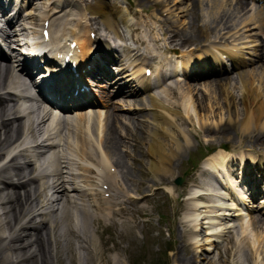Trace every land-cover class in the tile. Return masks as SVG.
Wrapping results in <instances>:
<instances>
[{"label":"bare ground","instance_id":"6f19581e","mask_svg":"<svg viewBox=\"0 0 264 264\" xmlns=\"http://www.w3.org/2000/svg\"><path fill=\"white\" fill-rule=\"evenodd\" d=\"M10 1L0 0L2 13L10 5ZM71 1L74 2L65 0L64 3L69 6ZM147 1L149 4L143 6L141 0H129L127 9L134 17H140L150 9L154 10L153 19L169 11L166 8L168 0ZM207 2L209 21L202 20L200 24L197 23L199 19L197 9H200L202 0L192 3L188 14L191 31L187 33L183 29L176 28L172 21L166 18L159 19L162 36L167 41L166 45L161 46L162 39L149 34L154 31V22L151 20V22L148 20L141 22L138 18L137 23L131 25L122 11L107 0H91L85 4L83 16L88 15L86 20L90 22L86 26H82L81 14L75 10L70 9L67 13L56 16L55 13L63 12L64 4H59L55 0L52 1L54 8H50L49 5L44 8L39 5L38 0H27V5H31V11L26 10V13L21 15L23 5H20L12 18H7V14H11L9 12L0 15L2 43L0 46V264H55L57 259L64 256L61 243L68 240L67 234L72 235L81 244L82 249L86 251L90 249L91 259L100 261L98 264L111 262V259L100 255L101 250L92 248L91 239L84 228H87L90 222L102 223L105 226L117 224L120 218L123 219V225L125 223L123 217L129 213L127 202L143 196L146 188L155 185H146L147 180L138 178L143 179L146 175L143 171L142 159L132 154L131 147H136L143 154L144 145L149 157L147 161L149 168L160 175V179L154 182L161 185L167 181V176H171L172 169L181 159L183 152L190 150L189 138L199 141L203 135L208 136L212 143L222 139H228L227 141L230 142L215 144L211 153L214 164H211V167L218 177L227 181L233 199L228 203L222 198L221 195L227 196L230 193L228 189L226 190L229 193L222 192L223 189L220 191L223 185L213 187L214 191L210 190L211 188L203 192L198 189L201 185V175L210 173L208 169H203L197 175L192 174L190 180L194 188L189 187L185 199L189 200L190 205L187 209L190 212L186 216L187 221L184 220L186 224L182 222V225L186 226L185 234H190L193 239L194 251L191 257L180 262L196 264V249L199 246L197 226L201 223L206 233L204 241L208 242L209 246L214 243L218 253L220 247L217 245L220 239L225 241L222 248L229 255L232 252L242 251L243 247H248L250 238L244 234V231H241L238 239L230 236L229 232L235 227L232 216L246 217V213L242 211L244 206L240 207L236 202H244L247 193L249 199L255 198L261 192L260 184L264 182V165L259 166L261 163H257L253 154H250L251 149L264 147V93L261 88L264 77L254 75V69L238 72L239 109L234 97L228 96L223 101L224 104L210 105V115L202 114L206 109V105L203 104L205 95L196 88L201 78L198 76L204 77L206 74L204 70L210 73L209 76H217L219 68L214 64H201L198 70L192 66L190 68L185 66L189 55L183 57V49L190 54L200 51L202 42L210 33H218L221 29L228 28L230 15L245 8L244 2L240 0L235 3L230 0H207ZM40 9L42 13L38 12ZM252 14L253 12L244 23H249L263 32L262 12ZM36 18L42 22L40 32L44 28L43 22L47 21L50 33L44 46L48 49L42 53L38 51V48H42L40 45L42 40L37 36V27L34 26L36 24L32 22ZM1 21H5L7 29H4ZM64 21L72 24L73 27L65 29V24L59 25ZM96 21L101 22L106 37L113 43L123 40L118 25L128 27L131 41L136 45L135 48H124L125 51L128 50V56L144 54L149 60L139 67L133 62L127 66L120 65L122 74L117 76L116 80L108 81L110 88L112 84L116 87L111 96L121 94L123 98L132 99V105L143 106L150 111V128L145 141L137 136L136 131L138 128V131L143 132V126L138 121L140 117H145V121L148 122L146 116L137 114L126 117L127 125L130 127L124 126L123 134H120L116 124L124 114L115 112L119 108L106 111L103 118L102 114H95L98 116L95 117L97 118V127H95L92 122L86 124L89 116L84 112L85 110L75 112L74 116H71L73 113H63L68 115L65 119L61 117L64 115H53L38 103V99L43 100L51 106L61 108L62 112L69 108L70 110L78 108L89 101L84 98H91L86 90L80 91L81 83H85V76L86 81L87 78L89 81L93 77L109 78L111 74L107 70V65L109 61H115V51L108 45L107 40L99 39V34L95 39L88 36L89 32L93 31L88 28H91ZM27 29L33 34L32 37ZM83 31L86 35L81 33ZM72 42L75 43L72 50L74 71L70 69L71 65L60 67L63 61L57 57L63 52L67 54ZM23 46L28 50H22ZM174 48L179 49V54L173 53ZM5 49L11 51L13 60L7 57ZM208 50L206 49L205 52ZM159 52L176 54L178 60H182L181 81H176L175 84L164 83L166 77L169 78L176 73V67L161 79H151L145 75V69L149 68L150 62L153 61L158 68L151 71L153 76L159 78L162 73L161 68L166 66L165 59ZM217 52L229 58L231 66L235 69L245 63V58L239 50L217 49ZM262 54L258 55L259 60H262ZM35 59L41 61L46 71L42 78L48 77V79L42 86L35 87L36 95L23 94L21 97L27 101V104L19 105L14 90L26 92L23 77L31 78L33 69L39 68L33 62ZM73 72L77 73V77L71 74ZM232 78L228 75L218 76L208 83V87L211 86L210 89L214 92L218 91V94L220 92L229 94L226 84ZM99 86L105 85L99 84ZM74 90H77L76 95L73 94ZM141 92L147 93L145 99L140 96ZM178 95L181 97V102L176 100ZM36 96L38 98H35ZM214 106L215 109L225 108L226 118L211 124L208 120ZM179 109L184 114H180L177 111ZM88 112L93 113L94 110L89 107ZM194 119L199 125L197 130L188 127ZM21 130L23 135L20 137ZM25 141H29L30 144L24 145ZM129 141H132V144ZM235 142L237 145L234 144ZM243 144L250 147L248 151L241 148ZM233 157L236 159L238 157L240 161L239 181L230 171L231 164L228 160ZM127 158H131L129 164ZM242 172H245V175ZM118 174L124 179L122 186L116 183ZM153 179L151 178V181ZM131 188L134 189L135 195L129 192ZM154 190L159 191V187H154ZM155 193L158 194L154 191L153 194ZM185 193L180 190V194ZM260 201L261 204L264 203V197ZM250 207H255V204ZM132 209L144 215L143 205H134ZM244 224L256 231L254 238L258 247L255 251L253 247H248L249 250L258 254L262 252L264 258V249L261 247L259 249L264 239V222L261 219L249 218ZM107 250L108 248H103V251ZM75 262L79 264L76 259Z\"/></svg>","mask_w":264,"mask_h":264},{"label":"rangeland","instance_id":"374dc122","mask_svg":"<svg viewBox=\"0 0 264 264\" xmlns=\"http://www.w3.org/2000/svg\"><path fill=\"white\" fill-rule=\"evenodd\" d=\"M52 1L54 0H38L39 5H42L44 8H46L48 5L50 8H54V4H52ZM65 0H55V2H58L59 4H64L63 6V12H60L58 14L55 13L56 16L61 15L62 13H67L68 11L75 10L77 12H80V22L82 26H86L90 22L86 20L88 18V15L83 16L85 4H87L91 0H73L71 1V4L69 6H66V3H64ZM109 2H115L119 8L121 9L123 15L126 16L128 21L133 24V22L136 21V18H134L132 15H129L128 11L125 9V0H107ZM157 0H151L150 2H154ZM167 2V9L169 11H165L162 13V15L157 16L156 19H153V11L150 9L148 11V14H142V19H147V16H151L152 20L158 24L154 28L155 35L161 34V29L158 20L159 19H168L173 22L176 28L183 29L185 33L191 31L189 27V11L192 6V3H194L196 0H168ZM175 5L172 4V2ZM232 3H235L236 0H230ZM245 2V8L243 11H240L235 14H231L228 21V28L221 29L218 33H210L209 36H207L205 41L202 43L203 46L206 48H209L212 53L209 54V57L211 59L214 58V54L216 53L215 49L212 46L215 47H224L227 49H231L232 51H235L236 48L241 49L240 51L244 53L245 58V65L240 68L239 70L231 69L230 62L226 60V58L221 57L218 59V65L223 66L227 69V72L229 75H232V80H230L226 86L228 88L229 94H226L225 92H220L218 94V91H213L211 86L208 87V83L212 81V79L217 78V76H210V77H204L199 80V84L196 86L200 90V93L205 95L203 98V104L206 105V109L202 114H208L210 115V105H214L215 103L224 104L223 101L228 96L234 97V100L236 101V105L238 106V109L240 107L239 104V90L237 88V71L243 70V71H250L253 70L254 75H259L261 77H264V64L262 65L261 62L254 61L256 58V54L260 52L262 47L264 46V34H261L262 32L257 30L255 27L251 26L249 23H244V20H246L247 17L251 16V12H253L252 15L256 14L258 12V7L262 8V14L264 16V0H243ZM143 6H147L149 2L147 0H141ZM207 0H202V4L200 5V9H197V12L199 13V19L197 20V23L200 24L203 22L202 20L209 21L207 18ZM30 7V6H29ZM28 8V7H27ZM42 9H40L38 12H41ZM260 10V9H259ZM36 14V13H35ZM40 14V13H39ZM61 22V21H60ZM34 23L37 24L36 33L40 35L39 26L41 24V20L39 18H36L34 20ZM65 24V29L67 27H73L70 23H59V25ZM215 23H212L214 25ZM248 24V26L244 27V25ZM220 26H218L219 28ZM91 29L93 32L90 34L91 37L93 35L95 38L99 34V39L103 41V39H107V37L104 36L105 31L103 29V26L101 25L100 21H96L95 24H92L91 28H88V30ZM118 30L120 32H124L126 37L125 39L129 38V29L123 27L121 24L118 26ZM218 29L216 28V31ZM69 30H66L68 32ZM85 33L86 32H81ZM93 34V35H92ZM108 40V39H107ZM129 43V41H127ZM246 43V44H242ZM111 47L114 48V44L112 45L110 43ZM124 44L122 46H116L114 49L117 52H124ZM177 50L176 48L174 49ZM264 50V49H263ZM126 54V52H124ZM199 53V52H196ZM138 58V61L141 62L143 60H146V58L142 56H135ZM169 57V55L167 56ZM194 57H191V60ZM198 58V57H195ZM217 60V59H216ZM154 64V63H152ZM115 64H111V67L114 68V70H117L114 66ZM229 70V71H228ZM261 74V75H260ZM231 77V76H230ZM94 82H88L89 83V95L92 98V101L95 103L93 104V110L95 113L102 114V118L105 115V112L108 110H111L113 108H119L118 110H115L116 113L124 114V116L120 117V122L116 124L118 131L120 134H123V128L128 124L126 117L131 115H137L140 114L142 116H146L148 119V122L145 121V117H140L139 124L143 126L141 131H138L137 128V136L142 137V139L145 141V138L148 137V130L150 128V111L147 108H143V106H134L132 105L133 100L123 98L120 95H110V90L114 92L115 87H99V84L105 85L104 80L97 79L93 77ZM173 83L174 80L168 81L167 83ZM93 83V84H91ZM95 84V85H94ZM205 84V85H204ZM261 88H263L264 93V82L261 83ZM96 90V91H94ZM200 95L199 92L197 94ZM141 97L145 99L146 95L141 94ZM200 98V97H199ZM181 97L178 95L176 100L178 102L180 101ZM103 102H106V104L102 105ZM181 108V107H180ZM86 109L85 111H87ZM180 114H184V112L179 109L177 110ZM136 112V113H135ZM198 112V111H197ZM88 114H90L88 112ZM119 115V114H118ZM91 119L88 120L87 125L92 122L96 126V119L98 116L91 115ZM237 116V115H236ZM97 117V118H95ZM226 118V112L225 108H218L215 109V106L213 107V113H211V116H209L208 123H218L219 121H223ZM142 120V121H140ZM143 121L145 123H143ZM177 124V123H176ZM130 127V125H127ZM198 123L196 122V119L191 123V126H188L191 130L192 129H198ZM128 129V128H127ZM23 131L21 130L19 132V136H21ZM98 133V132H97ZM190 134V133H189ZM190 139V150H185L181 156V159L175 163V166L172 169L171 176H167V181L161 185H157V181L160 179V175L158 173H154L150 168L148 164V155L145 151L144 145L142 146L143 154L137 150L136 147H131L132 154L136 156L137 158L142 159V166L143 171H145V175L142 177H138L139 179L145 181L146 185H154L152 188H146L144 191V195L141 197H136L130 201L127 202V209L129 213L127 214L124 221L125 223L122 225L123 219L120 218L117 224H108L105 226L104 224H94L89 223L86 229V233L90 237V244L92 248H94L97 251H102L100 255L103 257H107L111 259V262L107 264H182V260L187 259L193 255V239H191V235L186 233V226L182 225L184 220L187 221L186 216L189 214V210L187 209L189 207V200H185L186 196L185 194H180V190H183L184 192H187L189 189V186L191 184L190 177L192 174H198L199 168H201L202 165H208L211 166V164H214L213 158L209 159H202L203 156L208 155L213 151L214 146L218 142H229L228 139H222L218 142L212 143V140L206 136H201V139L197 141L194 138ZM237 141V139H236ZM129 143L132 144V141H129ZM230 143V142H229ZM237 145V142L234 143ZM246 144H243L241 148H244L245 151L249 150V146H246ZM249 147V148H248ZM259 149H264L259 148ZM258 148L253 149L255 152H251L250 154L255 156L256 158L260 159L261 163L259 166L264 165V150H259ZM252 150V149H251ZM131 158H127L128 164L130 163ZM233 164L236 165L237 161L236 158L233 157L232 159ZM258 166V167H259ZM236 172H233V175L235 177ZM138 178H136L138 183ZM151 178H154L153 181H151ZM123 177L118 174L116 176V183L118 186H122L123 184ZM183 180V182H182ZM136 183V184H137ZM135 184V185H136ZM154 187H159V191L154 190ZM134 189L131 188L129 192H131L132 195H135L136 193L133 192ZM157 192L158 194H153V192ZM225 192V191H222ZM264 196V195H263ZM147 202H145V200ZM228 203H230V196H227L225 199ZM254 202V201H253ZM183 203L184 205H182ZM248 203V202H246ZM187 204V205H186ZM134 205H143L144 206V215L134 212L132 207ZM185 208H183V207ZM234 210V209H233ZM233 213H237V211H233ZM263 210V211H262ZM202 212V211H201ZM246 212V211H243ZM133 213L132 215H130ZM246 217L242 218V215L240 216H232L233 220L235 221V227L234 229H231L232 231L229 232L230 236H233L235 239L239 238V234H241V231H244V234L247 235L250 238V244H248L249 248L256 249L258 247L257 241H255L254 233L256 232L254 229H250L245 226L244 222L247 221L249 218H257L261 219L264 222V206H260L257 209L251 210V214H245ZM27 219V217H26ZM23 220V219H22ZM133 221V223H132ZM183 222V223H182ZM190 227H192V224L188 221ZM186 224V223H185ZM260 224V223H259ZM124 225H129V228H125ZM203 224L201 223L200 226H197L198 234L197 239H199L197 251H196V264H264V258L263 253L258 252L253 253L251 250H249L248 247H243L242 251L232 252L231 255L226 254L222 248V245L225 243L224 240L218 241V247H220V252L218 253V250L215 247V244L213 243L211 246L208 245V242L204 241L205 237V231L203 229ZM202 227V228H201ZM63 228V227H62ZM247 228V229H246ZM246 229V230H245ZM63 231V229H62ZM68 240L64 241L62 244V250L65 256L61 257V259H57L55 261V264H76L75 259L79 262V264H98L100 261L97 259L92 260L91 259V250H84L80 246L81 244L72 236V235H66ZM260 247L264 249V239L259 245ZM103 248H108L107 251H103ZM86 253V254H85ZM244 255V257H243ZM66 256H68V259ZM75 258V259H72ZM89 258V259H88ZM102 264V263H100Z\"/></svg>","mask_w":264,"mask_h":264}]
</instances>
